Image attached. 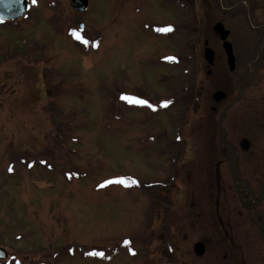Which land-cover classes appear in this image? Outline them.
Here are the masks:
<instances>
[{
	"label": "rangeland",
	"instance_id": "374dc122",
	"mask_svg": "<svg viewBox=\"0 0 264 264\" xmlns=\"http://www.w3.org/2000/svg\"><path fill=\"white\" fill-rule=\"evenodd\" d=\"M88 1L77 15L71 0H29L25 18L0 27V243L18 264H233L234 238L220 228L219 122L256 111L244 88L247 106L237 101L251 56L230 72L213 29L224 25L237 54L245 19L263 15H222L218 0ZM11 48L19 60H4ZM218 91L227 99L216 102Z\"/></svg>",
	"mask_w": 264,
	"mask_h": 264
},
{
	"label": "flooded vegetation",
	"instance_id": "af4514ba",
	"mask_svg": "<svg viewBox=\"0 0 264 264\" xmlns=\"http://www.w3.org/2000/svg\"><path fill=\"white\" fill-rule=\"evenodd\" d=\"M218 2L219 7L217 10L222 15L233 14L236 18H243L242 14L253 13V15H256L259 13L263 15L264 19V0H218ZM72 10L73 13L79 14L73 8ZM249 19L245 20L249 24L251 23L249 26L250 38L246 40L240 38L239 42H236L238 43L237 54L234 53V47L233 54L236 70L237 63L240 60L239 56H251L249 64L252 67L249 71L250 77L245 76V79L241 78L239 80L237 101L240 109L245 108L248 102L252 103L254 105V109H252L256 111V117L245 124L240 121L241 118L236 117L234 119L237 121L234 126L233 119L226 118V114H223L219 122L221 142L219 161L216 163L217 165L215 164L217 174L219 172L217 184H219L223 202L219 214L221 218L220 228L224 233L222 236L225 241L228 237L233 236L234 238L231 243L234 244V249H232L235 251V259L237 260L233 264H264V21L255 25L254 23L257 24V21L253 18L252 21H249ZM14 23L0 21V27L11 29ZM230 35L231 33L228 42L233 46V42L229 39ZM241 46L246 48L243 49ZM221 47L224 52L222 41ZM4 57L5 61L19 60L16 53L12 55V48L11 53L5 54ZM216 60L215 53V61L212 67H215ZM0 61H3V58ZM26 62L29 63V59ZM32 62L33 58L30 63ZM211 74L212 72L209 71L208 76ZM193 75L194 71L191 75L186 74L185 76L193 77ZM240 88H244L245 93H252L253 99L248 100V102L245 101L248 97H244L243 89ZM174 98L176 99L175 95L172 97L169 106L174 104ZM196 101L199 103V98ZM1 103L2 101H0ZM30 103L32 104V101ZM253 110L251 112L252 116L254 115ZM235 133L240 134V136L237 137ZM153 138L154 141L157 140L155 137ZM244 141H246V144L243 143ZM1 237L0 234V239ZM0 247L7 252L6 260L0 259V264H18V253L13 254L7 246L1 243ZM228 257V255H225L224 259L227 260ZM225 264L231 263L226 262Z\"/></svg>",
	"mask_w": 264,
	"mask_h": 264
},
{
	"label": "water",
	"instance_id": "95a60500",
	"mask_svg": "<svg viewBox=\"0 0 264 264\" xmlns=\"http://www.w3.org/2000/svg\"><path fill=\"white\" fill-rule=\"evenodd\" d=\"M72 8L80 13H85L89 7L88 0H72L71 2ZM29 9L28 0H25V4L23 7L18 5H12L10 7H4L0 4V21H9L15 22L20 20L25 16ZM80 30H84V24H80ZM215 33L219 36L221 41L223 42V49L227 56V64L230 72H234L236 70L235 57L233 54V46L228 42V37L230 32L225 29L222 23H217L214 26ZM204 59L208 62L210 66L213 65L215 61V52L207 47L204 51ZM226 98V94L222 91H218L214 94V99L216 102H221ZM246 144V141L243 142ZM206 252V247L203 242H198L194 245V253L197 257H203ZM7 258V252L5 249L0 247V259L5 260Z\"/></svg>",
	"mask_w": 264,
	"mask_h": 264
},
{
	"label": "snow or ice",
	"instance_id": "6c2138e0",
	"mask_svg": "<svg viewBox=\"0 0 264 264\" xmlns=\"http://www.w3.org/2000/svg\"><path fill=\"white\" fill-rule=\"evenodd\" d=\"M37 2V0H32V3L35 4ZM0 4H2L4 7H10L12 5H18L20 7H23L25 4V0H0ZM170 29H162V31H169ZM73 35L76 36L77 39L82 40V37L75 31L73 30ZM84 43H87V41H84ZM169 59H174V58H169ZM123 99H125L126 101H129L130 103H135L137 105H141V106H147L149 108H152L154 111L156 110V106L152 105L151 103H149V101L144 100V99H139V98H134V97H130V96H124ZM170 103V101H164L162 106L163 107H167L168 104ZM115 183L121 184L125 187H132L134 185H137L139 182L137 180H131L130 182L126 179H118L115 181ZM126 244L130 243V241H125ZM133 254H134V250ZM99 255H103L102 253H100Z\"/></svg>",
	"mask_w": 264,
	"mask_h": 264
}]
</instances>
